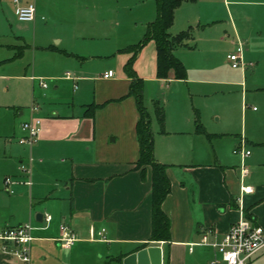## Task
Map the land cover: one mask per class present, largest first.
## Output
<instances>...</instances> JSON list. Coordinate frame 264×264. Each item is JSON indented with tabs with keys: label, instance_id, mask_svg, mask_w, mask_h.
<instances>
[{
	"label": "crops",
	"instance_id": "0c3cea01",
	"mask_svg": "<svg viewBox=\"0 0 264 264\" xmlns=\"http://www.w3.org/2000/svg\"><path fill=\"white\" fill-rule=\"evenodd\" d=\"M25 1L34 5L31 20L17 19L12 0H0V107L14 137L0 132V226L29 221L33 239L27 261L0 251V264H125L123 256L149 244L160 246L161 264H207L213 248L196 243L204 227L220 235L243 210L264 227V0H181L167 30L189 27L171 47L183 78L156 75L152 39L132 61L152 155L169 181L160 203L167 240L149 238L150 166H134L138 112L122 67L130 55L123 48L141 37L155 6L153 16L148 8L130 10L122 22L116 0ZM119 22L125 29L118 32ZM229 52L239 54L235 67ZM107 68L113 75L103 77ZM251 101L257 106L248 109ZM32 102L40 125L26 146L16 137ZM203 128L229 136L230 150H220ZM240 141L250 150L241 181L251 190L238 201L241 157L231 149ZM61 222L75 237L68 246L56 239Z\"/></svg>",
	"mask_w": 264,
	"mask_h": 264
},
{
	"label": "built area",
	"instance_id": "2783aa9c",
	"mask_svg": "<svg viewBox=\"0 0 264 264\" xmlns=\"http://www.w3.org/2000/svg\"><path fill=\"white\" fill-rule=\"evenodd\" d=\"M14 5L15 16L19 20H31L34 16V5L32 1L20 2L12 0ZM227 58L232 67L240 62L237 52L227 53ZM103 77L113 75V70L107 68L102 71ZM39 83L45 86V82L40 80ZM37 103H30L28 110L30 115L27 119L20 121L19 129L22 134L16 137L19 143L30 145L36 139L40 125V117L33 114L38 110ZM231 151L239 154L241 161L239 163V190L236 200L240 201L242 193L249 192L251 186L242 183V177L247 173V167L243 163V157L250 150L245 148L243 141L234 146ZM30 159V157H28ZM20 170L26 171L28 168L24 163L19 162ZM5 184L11 182L9 176L3 177ZM27 179L25 183H29ZM7 189V188H6ZM10 191V189L8 190ZM43 219L48 220L49 214L43 212ZM32 225L29 221H22L16 224H4L0 226V251L10 253L17 259L27 261L29 259L30 242L33 239L31 234ZM59 234L56 237L58 243L62 246H68L74 240V234L67 223L61 222L58 225ZM201 245H208L213 248L214 253L209 258L207 264H254V254L264 247V229L258 223L253 222L244 214H240L237 219L231 221L227 229L220 235H217L214 228L204 227L201 230L199 239L196 242Z\"/></svg>",
	"mask_w": 264,
	"mask_h": 264
},
{
	"label": "trees",
	"instance_id": "16d2710c",
	"mask_svg": "<svg viewBox=\"0 0 264 264\" xmlns=\"http://www.w3.org/2000/svg\"><path fill=\"white\" fill-rule=\"evenodd\" d=\"M155 6L154 17L147 21L141 37L133 44L123 49L129 50L130 55L123 63V71L129 77L127 93L132 95L138 112L135 123V131L138 143V157L134 162L135 167L144 164L150 166V239L167 240L169 236V222L166 214L162 211L160 203L169 188V181L165 173V164L156 161L152 155V130L150 116L142 102V79L138 77L132 68V61L139 48L148 40L152 39L155 44L156 75L166 76L170 72L174 77H185V67L171 52V47L181 42L189 35V27L174 34L167 30L173 17V9L181 0H153ZM94 104L86 107V113L90 114ZM154 113L159 124H162L161 106L154 102ZM200 128V125L197 124ZM243 214L248 216L243 210Z\"/></svg>",
	"mask_w": 264,
	"mask_h": 264
},
{
	"label": "rangeland",
	"instance_id": "374dc122",
	"mask_svg": "<svg viewBox=\"0 0 264 264\" xmlns=\"http://www.w3.org/2000/svg\"><path fill=\"white\" fill-rule=\"evenodd\" d=\"M141 2L143 4H141L140 2H138L136 0H116L117 10H118V12L122 13V18L120 17L122 22L125 21V19H126L125 15H127V13L130 10H132L134 12L142 11L145 13V10H147V8H148V10L150 9L151 16L154 15L153 1L152 0H142ZM124 29L125 28L123 27V24L119 22L118 32L121 30H124ZM253 105L257 106V102L251 101L249 103V105L247 106V108L251 109ZM4 109H5L4 107H0V132H8V133H6V135H9V134H11V132H10L11 127H10V125H6L3 121V119H5V112H4L5 110ZM227 110H229V109L226 108V111ZM247 112L248 111H246V113ZM37 116H39V115H37ZM206 118L211 123L215 122L214 117L210 116V114L207 115ZM236 121L240 122V116H239L238 110L236 111ZM201 126L203 127L202 124H201ZM202 131L203 132H201V133H203V135L205 137H207L208 140H211V142L215 143L220 150L225 151L226 148H227L226 150H228V148L230 150L231 145H230V147H228V143L230 141L229 136H227V135L221 136V135H218L216 133H212L209 131L207 132V131H205L204 128ZM13 138L14 137L12 135H9V137H7V138L4 137L5 140L10 139L12 142H14ZM209 144L210 143L208 142V145ZM26 146H29V145H26ZM29 155H27V156H29ZM253 258H254V264H264V247H262L258 252H256V254H254ZM110 264H115V263H110Z\"/></svg>",
	"mask_w": 264,
	"mask_h": 264
},
{
	"label": "water",
	"instance_id": "95a60500",
	"mask_svg": "<svg viewBox=\"0 0 264 264\" xmlns=\"http://www.w3.org/2000/svg\"><path fill=\"white\" fill-rule=\"evenodd\" d=\"M40 212L35 216L39 217ZM125 264H161V248L159 245H144L131 251L121 259Z\"/></svg>",
	"mask_w": 264,
	"mask_h": 264
}]
</instances>
